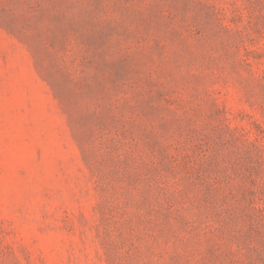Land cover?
I'll return each instance as SVG.
<instances>
[{"label":"rangeland","instance_id":"374dc122","mask_svg":"<svg viewBox=\"0 0 264 264\" xmlns=\"http://www.w3.org/2000/svg\"><path fill=\"white\" fill-rule=\"evenodd\" d=\"M0 264H264V0H0Z\"/></svg>","mask_w":264,"mask_h":264}]
</instances>
